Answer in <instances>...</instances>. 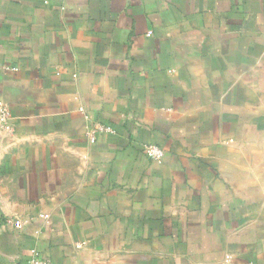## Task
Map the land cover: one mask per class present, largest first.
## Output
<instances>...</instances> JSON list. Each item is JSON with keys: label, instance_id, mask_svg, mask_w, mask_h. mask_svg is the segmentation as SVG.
I'll return each mask as SVG.
<instances>
[{"label": "crops", "instance_id": "0c3cea01", "mask_svg": "<svg viewBox=\"0 0 264 264\" xmlns=\"http://www.w3.org/2000/svg\"><path fill=\"white\" fill-rule=\"evenodd\" d=\"M4 108L0 264H264V0H0Z\"/></svg>", "mask_w": 264, "mask_h": 264}, {"label": "built area", "instance_id": "2783aa9c", "mask_svg": "<svg viewBox=\"0 0 264 264\" xmlns=\"http://www.w3.org/2000/svg\"><path fill=\"white\" fill-rule=\"evenodd\" d=\"M8 116L9 113L6 108L3 109L1 112V120L2 123L5 125V129H8L7 122H8ZM108 130H106L104 127H98L94 128L91 130L88 134L89 140L91 143H95L97 141V134L100 133H105ZM145 153L149 157L150 160L154 162H160L163 159L164 152L156 147V146H145ZM47 218V217H46ZM15 229H20L21 228V223L19 221L13 223ZM28 264H52L50 261L40 258L35 251H33V257L32 259L28 262Z\"/></svg>", "mask_w": 264, "mask_h": 264}]
</instances>
